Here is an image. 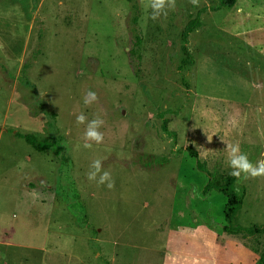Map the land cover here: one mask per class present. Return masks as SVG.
Listing matches in <instances>:
<instances>
[{"label":"rangeland","instance_id":"1","mask_svg":"<svg viewBox=\"0 0 264 264\" xmlns=\"http://www.w3.org/2000/svg\"><path fill=\"white\" fill-rule=\"evenodd\" d=\"M217 4L177 0L154 22L141 0H0L4 264H256L264 234L226 237L225 199L202 193L208 176L184 150L218 183L229 176L226 144L253 162L264 153V0ZM197 13L193 64L178 71L180 33ZM88 90L99 99L85 106ZM81 112L105 122L91 150ZM95 159L114 189L87 180ZM234 189L232 223L264 226V179ZM218 236L229 241L218 247Z\"/></svg>","mask_w":264,"mask_h":264},{"label":"clouds","instance_id":"2","mask_svg":"<svg viewBox=\"0 0 264 264\" xmlns=\"http://www.w3.org/2000/svg\"><path fill=\"white\" fill-rule=\"evenodd\" d=\"M141 3L150 10L149 18L154 22L167 18L169 12L174 11L177 7V0H141ZM189 3L194 8L200 6V0H189ZM98 99L95 91L88 90L83 96V104L90 106L97 103ZM258 111H264V109H258ZM104 123V120L99 117L89 120L83 112L76 116V124L85 126L83 134V147L85 149L91 150L93 145H99L104 142V134L101 131ZM225 152L226 164L230 169L229 175L235 178L238 184L248 180L264 179V153L261 154L260 159L253 162L249 155L242 151L239 142L226 144ZM86 178L89 182H94L97 187L106 186L109 190L115 187V181L111 173L104 170L100 159H95L91 162ZM46 187L47 185L41 181L39 188ZM31 195L34 199H41L43 192L37 189L33 190Z\"/></svg>","mask_w":264,"mask_h":264},{"label":"trees","instance_id":"3","mask_svg":"<svg viewBox=\"0 0 264 264\" xmlns=\"http://www.w3.org/2000/svg\"><path fill=\"white\" fill-rule=\"evenodd\" d=\"M234 2L235 0H218L216 9L230 8L233 6ZM199 12H201V10ZM198 16L199 14L197 13V15L193 19L188 20L180 33V40H181L180 51L182 53V58L179 62V65L177 66L178 71H182L186 65L190 66L193 64V58L191 57L190 53L188 52V49L186 48V43H187L188 34L199 25ZM139 43H140L139 37L135 36L134 45L137 46L139 45ZM22 138L29 146H31L37 152L42 153L45 149L48 148L47 144L45 145L44 142L36 141V138H34L33 136L24 135L22 136ZM184 150L187 156L190 159L194 160L195 168L201 172L206 173V175L208 176V181L203 186L202 193L204 194V192L206 191L213 190L216 193L223 196L225 199V203L223 205V210H222L223 223H224V226L222 227V232L228 235L264 234V226L251 225L249 227H240L232 223L233 216L240 209L242 202V194L237 193L234 189L235 178L229 175L224 177L220 183L213 181L210 178V173L206 168L205 163L197 158L196 152L189 147H186ZM256 264H264V251L257 258Z\"/></svg>","mask_w":264,"mask_h":264},{"label":"crops","instance_id":"4","mask_svg":"<svg viewBox=\"0 0 264 264\" xmlns=\"http://www.w3.org/2000/svg\"><path fill=\"white\" fill-rule=\"evenodd\" d=\"M234 3H235V2H234ZM230 236H234V235H228V236H226V237H230ZM225 240L229 241L228 238L225 239V238H223L222 236H218L217 240L215 241V242H216V245H217L218 247L223 246L222 244L220 245L219 242H220V241L222 242V241H225ZM230 240H231V239H230ZM215 242H214V243H215ZM0 244H3V245H4V243H2V242H1ZM223 244H224V243H223ZM0 261H1V262H0L1 264H4V261H5V260H3V258H2V259H0ZM2 261H3V262H2Z\"/></svg>","mask_w":264,"mask_h":264}]
</instances>
